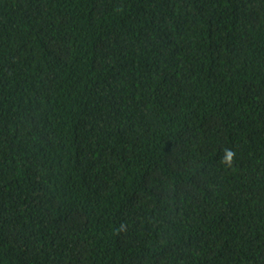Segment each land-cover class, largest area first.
Masks as SVG:
<instances>
[{
  "label": "trees",
  "instance_id": "obj_1",
  "mask_svg": "<svg viewBox=\"0 0 264 264\" xmlns=\"http://www.w3.org/2000/svg\"><path fill=\"white\" fill-rule=\"evenodd\" d=\"M0 264H264V0H0Z\"/></svg>",
  "mask_w": 264,
  "mask_h": 264
},
{
  "label": "clouds",
  "instance_id": "obj_2",
  "mask_svg": "<svg viewBox=\"0 0 264 264\" xmlns=\"http://www.w3.org/2000/svg\"><path fill=\"white\" fill-rule=\"evenodd\" d=\"M237 161V152L230 147H225L223 149V154L220 159V164L225 168V170H231L236 166ZM128 225L126 223H121L117 228L116 232H125L127 231Z\"/></svg>",
  "mask_w": 264,
  "mask_h": 264
}]
</instances>
